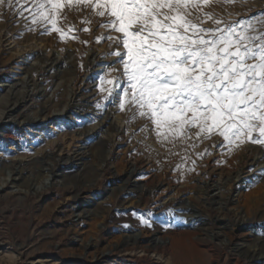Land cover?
Returning a JSON list of instances; mask_svg holds the SVG:
<instances>
[{
  "label": "rangeland",
  "instance_id": "rangeland-1",
  "mask_svg": "<svg viewBox=\"0 0 264 264\" xmlns=\"http://www.w3.org/2000/svg\"><path fill=\"white\" fill-rule=\"evenodd\" d=\"M18 7L17 0L0 6V176L20 175L18 190L0 187V264H264V144L229 145L218 133L198 138L195 128L190 139L161 143L148 117L126 102L124 63L114 55L126 59V50L106 39L121 35L101 27L107 17L73 4L61 9L57 32L32 25ZM202 11L221 28L252 21L251 34H264L256 23L264 0H214ZM203 27L217 28L210 20ZM55 58L62 69L52 68ZM26 76L31 93L15 88ZM84 105L81 118L67 116ZM90 129L110 149L93 186L102 143L94 141L78 167L58 162ZM51 165L61 176L45 186ZM193 208L202 223L188 220Z\"/></svg>",
  "mask_w": 264,
  "mask_h": 264
},
{
  "label": "snow or ice",
  "instance_id": "snow-or-ice-1",
  "mask_svg": "<svg viewBox=\"0 0 264 264\" xmlns=\"http://www.w3.org/2000/svg\"><path fill=\"white\" fill-rule=\"evenodd\" d=\"M213 2L31 0L25 9L17 0V11L22 15L27 10L32 25H50L57 32L58 15L65 18L61 9L73 4L107 17L101 27L121 35L106 39L126 50V59L120 51L114 53L124 63L126 102L148 117L161 143L190 139L188 129L195 128L198 138L218 133L229 145L264 144V34H251L258 31L252 21L219 27L222 20L202 11ZM5 3L13 7V0H0V6ZM209 20L215 30L203 27ZM256 23L264 26V14ZM107 83L115 88L114 81Z\"/></svg>",
  "mask_w": 264,
  "mask_h": 264
},
{
  "label": "water",
  "instance_id": "water-1",
  "mask_svg": "<svg viewBox=\"0 0 264 264\" xmlns=\"http://www.w3.org/2000/svg\"><path fill=\"white\" fill-rule=\"evenodd\" d=\"M34 58V55L33 54H30V55H28V59H27V62L29 63L31 60L30 59H33ZM56 61H58V62H60V60H58V59H54V61L53 62H56ZM32 66V65H31ZM64 67V65L63 64H60L59 65V67L57 68V69H62ZM57 73H58V75H57V78H59L60 77V74H61V72L60 71H57ZM23 82V83H22ZM18 87H22V88H27L28 90H29V92L31 93V91H32V87H31V85H30V83H29V80H28V76H26V79L24 80V81H20L19 83H17L16 84V86H15V88H18ZM71 100H72V102L74 101V98H73V96L71 97ZM112 105H113V102H111V103H109V105H107V107H106V110L108 109V108H111L112 107ZM80 108H85V105L84 106H77L76 107V111L75 112H71V113H69L67 116L68 117H72V116H75V117H77V118H81L82 116L80 115V113H79V110L78 109H80ZM1 114V113H0ZM29 121H31V122H39L40 121V119H37V120H34V119H30ZM112 126H113V129L117 132L119 129H118V127H116L115 126V124L114 123H112ZM0 130H2V129H0ZM92 133H94V136H93V138L90 140V138L88 137L90 134H92ZM103 133L104 134H107L108 133V129H104L103 130ZM78 136L79 137H82L83 138V141L82 142H80V144H79V147L74 151V153H73V155H72V159H74L77 155H80L82 152H84V150H86L94 141H98L99 143H102L103 144V146L105 147V149H106V151H105V157H103L102 159H101V163H102V169L106 166V161H107V156L109 155V153H110V149H109V147H108V141H102V139L99 137V135H98V133H96V132H94V130L93 129H90V130H88L86 133H79L78 134ZM84 139H86L85 141H84ZM70 157L69 156H67L66 158H63V159H58V162H59V164H62V165H64L65 166V168L66 169H70V168H72L71 167V165L70 166H66V161L69 159ZM80 163H78V165H79ZM51 167L52 168H54V166L53 165H51ZM76 167V166H75ZM102 169H98V171H97V175L90 181V184H89V186H93L95 183H96V181H97V179L99 178V176H100V174H101V172H102ZM132 172V171H131ZM58 176H61V173H60V171L58 170L56 173H51V177H50V180L48 181V182H46V186H51L52 184H53V181H54V179L56 178V177H58ZM245 187V185H243L242 186V188H244ZM0 190H2V188H0ZM241 189H238L237 190V192L238 191H240Z\"/></svg>",
  "mask_w": 264,
  "mask_h": 264
},
{
  "label": "bare ground",
  "instance_id": "bare-ground-1",
  "mask_svg": "<svg viewBox=\"0 0 264 264\" xmlns=\"http://www.w3.org/2000/svg\"><path fill=\"white\" fill-rule=\"evenodd\" d=\"M16 52L17 53H20L19 51H17L16 50ZM59 62L58 61H56V62H53L51 65H52V68L53 67H59V65H57ZM63 65H64V63H63ZM26 79V78H25ZM24 79V80H25ZM24 80H22V81H24ZM23 83V82H22ZM1 113V112H0ZM2 114V113H1ZM114 114V113H113ZM114 118H115V120H121V119H118V117L115 115L114 116ZM29 119V118H28ZM28 119H26L25 121H21V122H18L17 124H23V123H25ZM121 122H122V124L120 125V127L121 128H123L124 127V124H125V121H122L121 120ZM112 125V124H111ZM93 136H94V133H92V134H90L88 137L90 138V140L93 138ZM86 139H84V141H85ZM136 140L137 141H140V142H142V143H144V144H146V145H149V146H151V147H153V148H155V144H154V142H151L150 140L148 141V140H145L144 138H141V137H138V136H136ZM90 147V146H89ZM88 147V148H89ZM87 148V149H88ZM87 149L86 150H84V152H82L80 155H77L74 159H72L71 157L66 161V166L68 165V164H70L71 165V167H73V168H75V166L76 167H78V166H80V162L82 161V160H80V161H78L77 160V158L79 157V156H81L82 154H84V153H86V151H87ZM87 154V153H86ZM74 163H76V164H74ZM78 163H80L79 165H78ZM100 169H102V163H101V167H100ZM59 170H60V168H59ZM46 172H48L49 173V175L51 174V173H56L55 171H54V168H52L51 166H49L46 170H45ZM135 171V170H134ZM133 171V172H134ZM20 173V172H19ZM50 177V176H49ZM48 177V178H49ZM19 179H20V175L19 174H15L14 172H8L7 173V176L5 177V178H3V177H1L0 176V187H2L3 188V186H5V185H8V186H11V188H14L15 190H18V188H19V186H18V181H19ZM50 180V179H49ZM48 179L46 180L47 182L49 181ZM45 181V182H46ZM39 186H41V185H39ZM38 186V187H39ZM46 186V185H45ZM53 187V186H52ZM42 190H44V189H42ZM27 192V191H26ZM42 192V191H41ZM40 193V192H39ZM38 193V194H39ZM191 212L193 213V216L192 217H190V218H188V220H190L191 222H193V223H197L198 222V220H199V223L201 222H203L204 220H203V218H202V216H200V213H199V211L197 210V209H192L191 210ZM193 218V219H192ZM197 219V220H196ZM255 251H257V249H254V252ZM0 254H1V251H0Z\"/></svg>",
  "mask_w": 264,
  "mask_h": 264
}]
</instances>
